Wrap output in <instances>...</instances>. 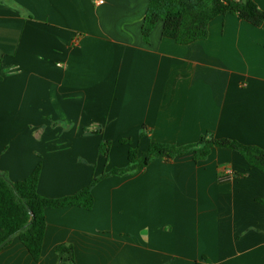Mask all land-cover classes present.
Segmentation results:
<instances>
[{
    "label": "crops",
    "instance_id": "1",
    "mask_svg": "<svg viewBox=\"0 0 264 264\" xmlns=\"http://www.w3.org/2000/svg\"><path fill=\"white\" fill-rule=\"evenodd\" d=\"M99 1L0 0L1 174L23 181L41 162L38 193L59 199L126 167L122 139L139 155L208 134L264 149V24L219 16L179 45L160 22L147 44L150 0ZM92 195L91 210H45L38 261L15 236L0 264H60V245L76 264H264V174L236 151L158 158Z\"/></svg>",
    "mask_w": 264,
    "mask_h": 264
},
{
    "label": "trees",
    "instance_id": "2",
    "mask_svg": "<svg viewBox=\"0 0 264 264\" xmlns=\"http://www.w3.org/2000/svg\"><path fill=\"white\" fill-rule=\"evenodd\" d=\"M229 14L256 27L264 24V11L255 0H150L142 26V37L149 44L152 31L162 22L163 37L179 45H191L208 38L209 25L215 18ZM93 133L100 134L101 130ZM141 137H145V134L141 133ZM120 143L130 146L128 165L102 173L72 196L49 199L38 193L41 162L25 180L16 183L0 173V250L13 237L18 236L34 260L38 261L46 234L47 208L73 205L91 210L94 206L92 188L96 183L110 176H127L143 171L158 158L170 160L180 155L193 154L195 161H202L208 158L214 148H225L238 152L251 167L264 174V149L236 140L217 139L209 134L203 135L197 143L186 146L151 142L147 151L141 155L131 140L122 139ZM111 145L109 141L102 142L99 153L108 157ZM258 202L264 205V199H258ZM56 251L60 264H76L71 246L60 245ZM197 264L210 262L204 257Z\"/></svg>",
    "mask_w": 264,
    "mask_h": 264
},
{
    "label": "built area",
    "instance_id": "3",
    "mask_svg": "<svg viewBox=\"0 0 264 264\" xmlns=\"http://www.w3.org/2000/svg\"><path fill=\"white\" fill-rule=\"evenodd\" d=\"M102 2H103L102 0L99 1V3H102Z\"/></svg>",
    "mask_w": 264,
    "mask_h": 264
}]
</instances>
